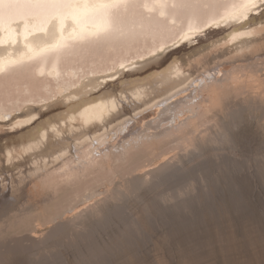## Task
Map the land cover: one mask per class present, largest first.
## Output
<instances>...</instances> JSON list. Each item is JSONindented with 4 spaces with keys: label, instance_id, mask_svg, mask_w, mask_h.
<instances>
[{
    "label": "bare ground",
    "instance_id": "1",
    "mask_svg": "<svg viewBox=\"0 0 264 264\" xmlns=\"http://www.w3.org/2000/svg\"><path fill=\"white\" fill-rule=\"evenodd\" d=\"M263 8L262 0H257L255 7H248L247 0H115L113 6L105 10L85 13L81 9L70 7L69 0H0V76L2 78L11 76L14 79L15 77L42 76L43 79H38L41 80L42 85L52 80L56 90L65 91L74 84L76 87L78 80L84 83L86 79H90L92 73L84 77L86 72L101 71L113 64L128 66L129 70L127 71H134L131 75H138V73L141 75L168 63L176 53L171 50L183 42L190 44L199 31L201 29L204 31L203 28L206 26L218 27L222 24L231 27L240 26V32L235 33L232 38L252 33L253 30H248L249 26L245 27L243 24L248 17H255V13L261 14ZM70 14L76 15L77 18L75 20L66 19ZM165 55L167 57L160 61L161 57ZM135 58L138 60L135 61ZM131 59L132 63H130ZM231 69L219 67L213 71L208 68L197 78L191 80L189 77L191 81L184 84L183 79L189 74L185 77L183 73L184 76H182L180 67L176 65L164 69L157 73L158 75L128 80L118 92L103 91L96 97L88 98V95L92 96L93 93L100 90L99 85L96 84L88 91H72V93L64 95L66 99L62 102L64 106H67L66 111L56 116L53 115L54 118L51 117L52 119L44 124L47 126L41 132L38 130L36 132L28 131L21 135L24 141V144H21L24 145L25 152L40 150V157L42 156L41 160L35 161L33 168L35 176L41 178V197L46 198L47 203L53 200L56 202V198L59 197L56 195L60 185L63 182L74 183L83 172L100 164V158L105 159L110 169L114 171L128 165L131 152L144 147L146 142V144L148 142L155 144L159 140L152 143L153 139H158L160 135L178 134L179 136L173 139L166 150L151 149L150 154L152 155L148 156L146 160L142 161V159L133 167L122 171L130 173L131 176L119 183L118 187L122 186L123 188L117 192L115 201L119 203L113 207L117 214L123 213L124 210H131V203L126 201L127 195L131 192L139 193L145 200L150 198L149 196L153 194H151V190L154 192V187L157 188V185L165 183L169 185L168 181L177 172L179 173L181 169V171L185 170L183 162L194 156L206 141H212V136H208L212 133L211 131L220 130L221 124L218 120H206L203 116L207 112H214L224 98H233L236 95V89L240 85L237 75ZM112 71V74L97 76L96 79H106L110 75H118L116 69H112ZM82 77L84 79H81ZM47 94L44 93L41 96L39 94V97L46 99ZM85 94H87L86 97H84ZM83 97L84 99H81ZM78 99L84 102L81 105L80 102L75 103L74 101ZM226 106L232 111L238 107L235 103H229ZM10 108L2 110V113L8 115ZM127 108L133 111V116H123L127 113ZM145 112L150 116L154 115V122L145 124L146 121L144 122L142 119L146 117ZM32 117L35 118L34 113L23 121L29 122ZM208 121L212 122L211 125L207 123ZM191 123L196 124V128L190 133H185V129ZM21 124L24 125V123ZM142 126L144 127L141 130ZM247 137L245 139L249 141ZM71 140H74L73 145L78 151L77 156L76 154L75 156L68 155L70 152L69 141ZM160 140L162 141V139ZM39 152L38 154H40ZM8 155H12V153L9 151ZM229 155L231 154L229 153ZM199 159L198 163L203 164L204 160L200 162ZM204 159L208 161L209 158ZM204 163L206 164V162ZM194 169L193 171H195ZM196 171L198 170L196 169ZM205 171L201 172L205 173ZM209 173L206 176L211 178L210 175L214 171L212 174ZM193 176L196 174L193 173ZM180 177L182 178V176ZM197 177L199 179V176ZM178 179L176 180L178 181ZM216 179L211 181L210 188H208L214 195H217V191H219ZM203 184L201 185L203 186ZM173 185L175 187V184ZM163 187L166 186L163 185ZM169 188L173 187L168 186L166 190ZM158 192L160 193V191ZM105 193V190L87 188L82 192L78 191L73 197L65 199L64 203L60 204V202V205L57 204L58 206L53 202V206H56L54 208L52 206L50 212H46L48 215L38 221L36 230L26 231L21 235L7 237L0 241V255L9 245H11L9 248L20 249L29 254L30 251L53 248L57 238L63 234L73 235L75 230H79L86 235L87 220L96 215L101 217L106 212L104 209L106 206L103 207V203L106 202ZM175 193L173 194L177 195V192ZM212 193H208V195ZM151 198L153 199V197ZM156 198L158 200V197ZM150 199L147 200L146 207L143 206V208L145 207V213L147 212L151 216L156 208L159 210L166 208L167 210L172 205L166 200L162 202L155 200L154 202ZM175 203L174 205H176ZM184 206H188L187 203ZM160 207L163 208L160 209ZM173 207L175 208V206ZM128 219L129 221L126 220V222L132 226L131 229L139 228L141 222L139 218L131 216ZM45 226L48 227L46 231H44ZM8 230L5 229L2 232ZM70 256L69 263L73 260L72 254ZM4 264L9 263L4 262Z\"/></svg>",
    "mask_w": 264,
    "mask_h": 264
},
{
    "label": "rangeland",
    "instance_id": "2",
    "mask_svg": "<svg viewBox=\"0 0 264 264\" xmlns=\"http://www.w3.org/2000/svg\"><path fill=\"white\" fill-rule=\"evenodd\" d=\"M263 11L261 14L255 13V17L250 16L245 20L243 26H249L248 30H253L252 33L232 38L235 33L240 32V26L231 27L224 24L218 25V27H214V25L206 26L203 28L204 31L202 29L199 31L191 42L192 44L183 42L177 48L171 50V52L176 53L168 63L141 75L139 73L138 75H131L134 71H127L129 70L128 66L113 64V67L110 66L107 69H101V71L86 72L84 77L92 73L90 79H86L84 83L80 80L76 81V87H74V84L68 90H65L66 92L56 90L52 80L42 85L41 80H38L43 79L42 76L38 77L36 75L35 78L33 76L31 78L27 76L15 77V79L11 76H6V79L0 76V241L7 237L21 235L26 231L36 230L38 221L46 217L48 215L46 212L49 213L52 209L55 201L47 203L46 198L41 197V178L34 174L35 161L37 162L42 158V156L40 157V150L25 152L21 135L28 133V131L36 132L38 130L41 132L47 126L44 124L54 118L53 115L56 116L66 111L67 106H64L62 102L66 99L64 95H68L72 91H88L96 84L99 85L100 90L93 93L92 96L88 95V98L96 97L103 91L118 92L128 80L158 75L157 73L162 72L164 69L176 65L180 67L182 76L185 75L186 77L189 74L186 77L187 79L184 77V84L197 78L208 68L214 71L219 67H229L237 75L240 85L236 89V95L233 98H224L214 112H207L203 116L206 120H218L221 124L220 130L211 131L212 133L208 136H212V141H206L194 156L183 162V169L186 173L181 171L180 168L179 173L177 172L170 179L172 182L168 181L169 185H167L168 183L163 184L167 188L168 186L173 187L174 192L171 188L166 190V187L162 188L163 185H157V188L154 187V192L151 190V194H153L149 196L153 199L148 198L146 200L141 198L139 193L131 192L127 195L126 201L131 203L132 208L123 211V213L127 212L124 213L127 216L122 212L117 214L114 210V207L119 203L115 201L117 192L120 188H123L122 186L118 187V185L131 176L130 173H123L122 171L133 167L135 163L142 159V161L146 160L148 156L152 155L150 154L151 149L166 150L173 139L179 136L178 134L160 135L158 139H153L152 143L157 140L160 141L155 144L149 142L146 144V142V146L144 145V147L134 149L131 152L128 165L114 171L110 169L105 159L100 158V164L83 172L74 183L63 182L56 195L59 196L55 202L57 205L60 202V204L64 203L78 191L82 192L87 188L105 190L106 202L103 203V207L106 206L104 208L106 212L104 211L105 214L101 217L96 215L87 220L86 231L84 229L87 234L85 235L83 231L79 230H75L73 235L63 234L60 238H57L53 248L34 250V252L30 251L29 254L25 251L22 252L20 249L9 248L11 246L9 245L0 255V264H4V262L9 264H68L71 254L73 257L71 263L73 264H264ZM248 46L251 48L249 49ZM164 57L166 58L167 55L161 57L160 61H163ZM136 60L138 59L135 58ZM132 62L131 59L130 63ZM233 64L235 65L233 66ZM112 69H116L118 75H110L106 79H96L97 76L102 77L112 74ZM84 77L81 79H84ZM49 88L50 90H48ZM43 92L48 93L45 96L46 99L39 97V94L40 96L44 94ZM84 97L81 99H84ZM74 102H80L81 105L84 101L78 99ZM229 103H235L238 107L232 111L226 106ZM9 108L10 115L2 113L4 109L8 110ZM32 113L35 115V118L32 117L33 120H30L32 123L23 121ZM144 114H146V117L142 119L144 122L146 121L145 124L154 122V115L150 116L147 112ZM123 116L131 117L133 111L127 108V113ZM210 121L207 123L211 125L212 122ZM21 123H24V125ZM143 127H141V130ZM195 128L196 124L191 123L184 132L190 133ZM162 136H164V139ZM245 137L249 141H246ZM215 143H217V148H215ZM73 144L74 140L69 141L68 149L70 152H68V155L75 156L76 154L77 156L78 151H76ZM9 151L12 155H8ZM37 154L38 157H36ZM191 158L194 160H189ZM204 158L209 159L207 161ZM198 159L200 162L204 160L206 164L203 162L200 165ZM186 165H191L190 169H188V166L185 168ZM200 167L206 168V171L205 168L202 169L205 173L201 172ZM231 170L232 172H230ZM212 171H214L213 174ZM206 172L212 174L210 175L211 178L206 176L208 175ZM193 173L196 176H193ZM177 175L179 177H176ZM197 176H199V179ZM213 176L218 180L219 191H217V195H214L208 189L214 179ZM181 179L184 181L182 182ZM173 184H175V187ZM106 186H108V189H106ZM205 187L206 189H204ZM222 187L223 190L221 191ZM175 192H177V195H174ZM207 192L213 195H208ZM160 196L162 197L160 198ZM156 197H158V200ZM149 199L154 202L155 200L157 202L166 200L172 205L167 210L163 207V210L156 208L158 210L155 209L151 216L147 212L145 213L146 209H144ZM179 199L184 200L180 201ZM139 202L142 204L140 205ZM186 203L188 206H184ZM143 206L145 207L143 208ZM172 206H175V208H172ZM176 206L178 207L176 208ZM170 207L171 209H169ZM162 208L160 207V209ZM137 209L138 211H136ZM131 216L141 220L139 228L133 227L131 229L132 226L129 223L127 224L126 220L129 221L128 218ZM146 221L149 222L146 223ZM124 227L125 229H123ZM5 229L9 230L2 232ZM47 229L48 227L45 226L44 231ZM129 229L135 231L132 232ZM126 233L131 234L133 237ZM26 258L28 259L26 260Z\"/></svg>",
    "mask_w": 264,
    "mask_h": 264
},
{
    "label": "snow or ice",
    "instance_id": "3",
    "mask_svg": "<svg viewBox=\"0 0 264 264\" xmlns=\"http://www.w3.org/2000/svg\"><path fill=\"white\" fill-rule=\"evenodd\" d=\"M115 3V0H69V6L75 9H81L83 12L94 11L99 12L105 10ZM257 0H247L248 7H255ZM264 3V0H262ZM76 15L70 14L66 19L75 20ZM59 19V17H56Z\"/></svg>",
    "mask_w": 264,
    "mask_h": 264
}]
</instances>
